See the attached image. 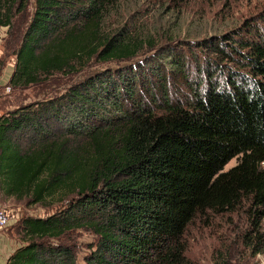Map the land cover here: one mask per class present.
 <instances>
[{
  "label": "trees",
  "instance_id": "obj_1",
  "mask_svg": "<svg viewBox=\"0 0 264 264\" xmlns=\"http://www.w3.org/2000/svg\"><path fill=\"white\" fill-rule=\"evenodd\" d=\"M29 10L13 88L79 76L94 61L123 67L96 73L63 102L0 117V195L67 204L47 218H23L27 244L7 264H193L184 239L195 218L243 204L251 236L261 239L264 29L221 38L212 52L238 67L205 59L191 80L186 44L145 33L122 14L121 0H0V28ZM147 73L159 80L145 98ZM171 82L182 86L176 95ZM82 228L103 240L83 263L69 246L50 243Z\"/></svg>",
  "mask_w": 264,
  "mask_h": 264
},
{
  "label": "rangeland",
  "instance_id": "obj_2",
  "mask_svg": "<svg viewBox=\"0 0 264 264\" xmlns=\"http://www.w3.org/2000/svg\"><path fill=\"white\" fill-rule=\"evenodd\" d=\"M121 8L122 14L134 17L137 25L143 27L148 35L163 37L165 44L168 43V39H165L167 36L175 37L180 45L186 44L187 49L183 50L188 55L191 80L198 77L196 63L205 59L231 68L238 67L212 52V46L222 42L221 38L239 37L238 34L245 33L253 24L264 29V0H121ZM31 16L32 10L16 13L12 27L0 28V117L20 108L40 107L44 102L46 107L48 101H60L69 89L93 78L96 73L106 71L104 76H109L123 67V63L94 61L79 76L59 74L36 86L13 88L10 80ZM205 40L211 41L199 44ZM169 46H166V50ZM148 60L145 59V62ZM149 67L146 65L147 70ZM158 80V75L146 74L141 91L145 98L148 87L158 83ZM180 88L182 86L178 87L174 82L169 86L173 95L178 94ZM238 163L239 159H234L225 171ZM0 206L12 216L10 227L0 230V264H7L13 253L27 244L22 219L47 218L65 209L67 204L56 198L46 204L34 205L30 200L6 199L0 195ZM252 225L249 204H243L232 212L200 214L185 234L187 258L193 264H264V219L261 221V239L251 236ZM1 236L5 239H1ZM102 242L96 230L82 228L71 232L61 242L50 243L69 246L78 262L83 263Z\"/></svg>",
  "mask_w": 264,
  "mask_h": 264
},
{
  "label": "built area",
  "instance_id": "obj_3",
  "mask_svg": "<svg viewBox=\"0 0 264 264\" xmlns=\"http://www.w3.org/2000/svg\"><path fill=\"white\" fill-rule=\"evenodd\" d=\"M12 223V219L8 215V213L0 207V230L7 229L10 227Z\"/></svg>",
  "mask_w": 264,
  "mask_h": 264
},
{
  "label": "crops",
  "instance_id": "obj_4",
  "mask_svg": "<svg viewBox=\"0 0 264 264\" xmlns=\"http://www.w3.org/2000/svg\"><path fill=\"white\" fill-rule=\"evenodd\" d=\"M1 239H3V240H4V239H5V237H4V236H3V237L1 236Z\"/></svg>",
  "mask_w": 264,
  "mask_h": 264
}]
</instances>
